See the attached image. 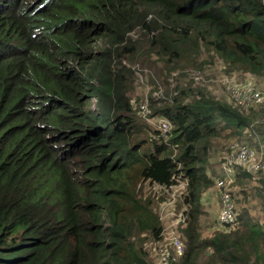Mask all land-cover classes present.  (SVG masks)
<instances>
[{
  "label": "trees",
  "instance_id": "16d2710c",
  "mask_svg": "<svg viewBox=\"0 0 264 264\" xmlns=\"http://www.w3.org/2000/svg\"><path fill=\"white\" fill-rule=\"evenodd\" d=\"M202 53L263 74L264 0H0V264H148L142 235L159 239L162 224L136 184L178 180V264H264V223L247 210L229 233L199 231L217 127L238 138L262 129L256 111L171 86ZM158 62L151 107L172 129L148 141L130 96L135 71Z\"/></svg>",
  "mask_w": 264,
  "mask_h": 264
},
{
  "label": "rangeland",
  "instance_id": "374dc122",
  "mask_svg": "<svg viewBox=\"0 0 264 264\" xmlns=\"http://www.w3.org/2000/svg\"><path fill=\"white\" fill-rule=\"evenodd\" d=\"M208 56L209 55H203L202 53V56L200 58V65L194 67L198 68L194 69L193 72H200L204 80L203 82L196 85V87L205 88L213 96L217 97L223 102H225L226 98L224 95L226 93L222 90V87L220 86L223 84V80L225 81V84L226 82L231 81L232 83L235 82L241 84L248 80L254 83V86L257 90L264 91V73L260 76H254L250 73H245L242 71L229 69L227 70L223 63H220L217 60L212 61ZM157 66L159 69L156 72H154L152 69H149L147 66H144L139 73L135 71L136 80L133 85V92L130 96L131 105L134 109V112L136 113V117H139L138 121L144 125L143 138H148V141L157 140L158 138L163 139V141L166 140V137H163L165 134H161L158 131V125L155 122V117L159 116L158 114L154 115V110L151 107L150 101V98L155 97L157 94L153 91L154 84L157 85L159 88L162 87V74L165 73V71L162 70V64L160 62L157 63ZM186 70L191 69L186 68ZM183 79V72L176 71L172 73L171 77L169 78V82L171 86H178L180 84H184ZM146 99L148 100L147 113L150 115L151 118H142L140 116L142 114L139 113V107L145 103ZM91 104V108L94 110V101H91ZM222 127L223 124L220 123L217 127L220 136L214 139V147L208 152V156L212 164V175L217 176L216 178H220L221 175L220 157L222 149L224 148L225 144H227L229 141L238 138L236 135H232L230 130L221 129ZM261 130L262 129H259L257 131V136H259ZM154 133H158V138ZM251 146L257 147L256 144H253ZM260 148L261 149L259 151L263 152L264 154V144L261 145ZM138 182L136 184L137 193L143 198L150 197L152 209L160 218L163 229L166 231L174 229L175 231L181 233V230L185 225H182L180 222H178V218L181 215L182 218L185 219L184 211H186L185 209H187L186 206L182 208L180 207L182 197L186 195L185 181L178 180V183L176 185H173L168 188L150 185L142 181L139 183ZM241 182L243 184L242 186L236 184L237 182H234L231 186L234 202L237 209V214H239L242 210H247L250 216H252L253 220L262 225L264 223V213L262 211L263 204L258 194L261 193L262 195H264V175L258 176L256 180H254L253 178L247 181L243 179V181ZM218 207L219 201L218 204H209L206 207L208 213L205 212L206 214L200 216L201 221L199 231L203 237L211 236L215 231L218 230L222 231L223 233L231 232H225L222 228L219 227L216 215ZM142 236L143 241L141 246L144 247L145 254L147 255V261L149 262V251L154 242H152L153 240L148 234ZM135 238L136 236L132 237V241H134Z\"/></svg>",
  "mask_w": 264,
  "mask_h": 264
},
{
  "label": "built area",
  "instance_id": "2783aa9c",
  "mask_svg": "<svg viewBox=\"0 0 264 264\" xmlns=\"http://www.w3.org/2000/svg\"><path fill=\"white\" fill-rule=\"evenodd\" d=\"M194 70H185L183 72V81L191 82L192 87H196L203 82L200 72ZM227 85V87H226ZM225 91V102L236 108L239 112L249 114L250 111L260 113L261 117L255 122L256 125L262 127L261 133L257 136V131L248 134L247 137L236 138L225 144L221 152V175L220 178H214L212 181L217 191H219V212L217 215V223L225 232L235 230L238 227L237 209L234 202L232 184L237 180L240 172H245L252 176L254 180L260 175H264V154L260 152V146L264 144V91L257 90L253 82L246 81L244 83H232L223 80L220 85ZM199 88V87H197ZM156 96L162 93L159 88ZM217 98V97H216ZM148 100L139 107V115L151 118L147 113ZM158 125V131L165 134L166 137L172 129L170 122L159 116L155 117ZM256 144V146H251ZM263 149V148H262ZM160 219V218H159ZM178 222L184 225V218L180 215ZM154 242L149 251L148 264H178L185 254V243L181 233L170 229H163L159 235V239ZM147 256V255H146Z\"/></svg>",
  "mask_w": 264,
  "mask_h": 264
},
{
  "label": "crops",
  "instance_id": "0c3cea01",
  "mask_svg": "<svg viewBox=\"0 0 264 264\" xmlns=\"http://www.w3.org/2000/svg\"><path fill=\"white\" fill-rule=\"evenodd\" d=\"M216 177L217 176H214V178H216ZM211 179H213V177ZM218 201H219V195H218V191L216 190L214 185H212L210 188H208L207 190H205L204 192L201 193L200 204H201V207H202V210L204 211V213L205 212L208 213L206 210L207 205H209V204L213 205L214 203L218 204ZM218 212H219V207H218L216 215H218ZM200 219H201V217H200Z\"/></svg>",
  "mask_w": 264,
  "mask_h": 264
}]
</instances>
